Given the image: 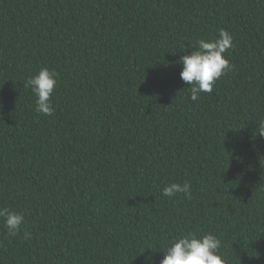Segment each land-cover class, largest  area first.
<instances>
[{
  "label": "trees",
  "instance_id": "1",
  "mask_svg": "<svg viewBox=\"0 0 264 264\" xmlns=\"http://www.w3.org/2000/svg\"><path fill=\"white\" fill-rule=\"evenodd\" d=\"M221 28L231 70L192 101L178 58ZM42 67L50 116L24 87ZM260 121L264 0H0V207L24 215L0 264H159L209 232L264 264Z\"/></svg>",
  "mask_w": 264,
  "mask_h": 264
},
{
  "label": "clouds",
  "instance_id": "2",
  "mask_svg": "<svg viewBox=\"0 0 264 264\" xmlns=\"http://www.w3.org/2000/svg\"><path fill=\"white\" fill-rule=\"evenodd\" d=\"M189 47L192 50L181 55L177 63L182 64L180 78L190 86V99L196 101L201 93L212 92L216 81L231 70L232 66L224 53L233 47V37L221 28L218 36L189 41ZM56 85L57 73L48 67H42L25 81L24 87L30 88L36 97L37 113L52 115L54 108L51 97ZM258 129V134L264 136V121L258 123ZM162 193L169 198L178 193L190 196L191 184L172 182L163 187ZM0 218H3L8 236L14 237L20 233L24 224L22 213L8 207H0ZM28 238L30 234L24 231V239ZM221 246L220 238L211 232L203 235L180 234L161 248L164 255L159 264H227L220 251Z\"/></svg>",
  "mask_w": 264,
  "mask_h": 264
}]
</instances>
